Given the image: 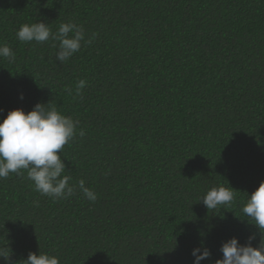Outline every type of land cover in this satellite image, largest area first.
<instances>
[{
    "label": "trees",
    "instance_id": "trees-1",
    "mask_svg": "<svg viewBox=\"0 0 264 264\" xmlns=\"http://www.w3.org/2000/svg\"><path fill=\"white\" fill-rule=\"evenodd\" d=\"M39 21L53 33L73 22L91 43L61 63L57 41L17 39ZM0 44L16 57L0 58V121L51 102L78 122L58 153L72 196L41 195L26 171L0 180L12 252L0 264L40 251L60 264H193L201 246L215 264L231 238L258 247L241 207L264 182V0H0ZM220 186L235 202L208 210L200 199Z\"/></svg>",
    "mask_w": 264,
    "mask_h": 264
},
{
    "label": "clouds",
    "instance_id": "clouds-1",
    "mask_svg": "<svg viewBox=\"0 0 264 264\" xmlns=\"http://www.w3.org/2000/svg\"><path fill=\"white\" fill-rule=\"evenodd\" d=\"M16 36L24 43L43 44L50 39L57 41L56 59L61 63L67 62L81 50L82 41L91 43V39L85 40L83 27L73 22L62 23L55 33L44 22L24 24ZM0 58L9 61L16 59L15 53L6 44H0ZM85 86L86 81L79 80L76 94L80 95ZM20 99H23L22 95ZM77 123L71 117L60 114L51 102L47 105L37 103L28 113L22 109L8 112L6 118L0 121V180L8 178L10 174L23 175L26 171L35 191L41 195L54 200L72 196L75 186L69 183L71 177L64 175L66 165L58 153H62L65 145L76 136ZM79 135H85L83 129H80ZM78 187L89 201L97 199L96 194L85 186L83 179L79 181ZM237 192L231 187H212L200 201L208 210H215L219 206L234 203ZM241 211L258 229L260 243L258 247L252 246L255 235H250L245 245H241L237 238H231L222 244L220 251L223 258L215 264H264V182L250 196L247 195ZM191 254L194 257L193 264H201V261L211 257V251L205 246L193 249ZM11 255L7 246H0V259L7 262ZM20 264H60V259L41 251L38 255L30 252Z\"/></svg>",
    "mask_w": 264,
    "mask_h": 264
}]
</instances>
